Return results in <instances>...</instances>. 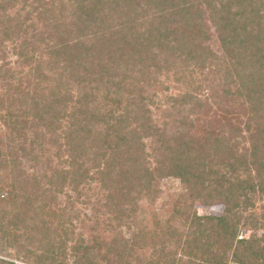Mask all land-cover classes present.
Returning <instances> with one entry per match:
<instances>
[{"label": "trees", "instance_id": "obj_1", "mask_svg": "<svg viewBox=\"0 0 264 264\" xmlns=\"http://www.w3.org/2000/svg\"><path fill=\"white\" fill-rule=\"evenodd\" d=\"M0 127V264H264V0H0Z\"/></svg>", "mask_w": 264, "mask_h": 264}, {"label": "rangeland", "instance_id": "obj_2", "mask_svg": "<svg viewBox=\"0 0 264 264\" xmlns=\"http://www.w3.org/2000/svg\"><path fill=\"white\" fill-rule=\"evenodd\" d=\"M224 106H226L227 108H231L230 104H225ZM222 105H218L214 102H212V109L209 111L207 118L209 119H215L218 117H221L224 114V110L222 108ZM232 115V114H231ZM0 130H2V128L0 127ZM173 185H177L178 182L173 183L171 182ZM164 183L162 185V187H164ZM87 194L89 195L90 199H91V204L89 206H85L84 204H82L81 202H76V209L80 211V218L79 220L76 222V229L77 231L83 232L85 237H88L89 233H90V227L94 222V218H95V214L91 209V205L92 203H95V201L102 195V192L99 188V186L94 183L91 185V188L88 189ZM263 201L260 199H256V208H255V213L258 215L260 214V212L262 211L261 205H262ZM198 211L200 213H204V212H215V213H220V208L219 207H209L206 208L202 205L198 206ZM250 231L248 230H243L242 232V236H247L249 235ZM14 261L17 264H27L25 262H23L22 260L16 258L14 259Z\"/></svg>", "mask_w": 264, "mask_h": 264}]
</instances>
